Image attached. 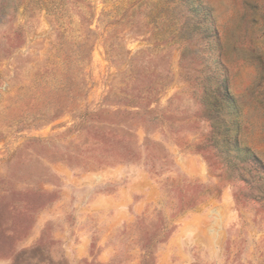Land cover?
Segmentation results:
<instances>
[{"label": "rangeland", "instance_id": "1", "mask_svg": "<svg viewBox=\"0 0 264 264\" xmlns=\"http://www.w3.org/2000/svg\"><path fill=\"white\" fill-rule=\"evenodd\" d=\"M245 148L264 0H0V264H264Z\"/></svg>", "mask_w": 264, "mask_h": 264}, {"label": "trees", "instance_id": "2", "mask_svg": "<svg viewBox=\"0 0 264 264\" xmlns=\"http://www.w3.org/2000/svg\"><path fill=\"white\" fill-rule=\"evenodd\" d=\"M217 36V35H215ZM224 101L227 103V101H230V95L227 91H225V94L223 96ZM237 144V143H236ZM234 144L233 147L235 150H238L239 147L238 145ZM244 152V157L243 159L246 161L248 164H252L256 168H258V171L261 173H264V168L262 165V162L259 160V158L248 148L243 149ZM119 156L122 158V160H129L134 158V153L133 151L126 149L124 152V155H122L121 152H119Z\"/></svg>", "mask_w": 264, "mask_h": 264}]
</instances>
